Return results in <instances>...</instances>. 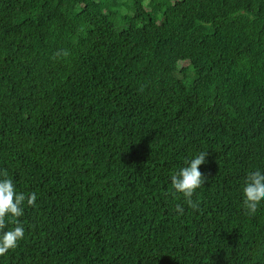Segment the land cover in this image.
Returning a JSON list of instances; mask_svg holds the SVG:
<instances>
[{
    "label": "trees",
    "instance_id": "16d2710c",
    "mask_svg": "<svg viewBox=\"0 0 264 264\" xmlns=\"http://www.w3.org/2000/svg\"><path fill=\"white\" fill-rule=\"evenodd\" d=\"M4 169L37 200L0 264H264V0H0Z\"/></svg>",
    "mask_w": 264,
    "mask_h": 264
},
{
    "label": "clouds",
    "instance_id": "9594fccd",
    "mask_svg": "<svg viewBox=\"0 0 264 264\" xmlns=\"http://www.w3.org/2000/svg\"><path fill=\"white\" fill-rule=\"evenodd\" d=\"M68 51H58L54 58L67 57ZM208 152H201L190 160H185V166L171 175V195L176 197L182 194L186 204L193 209L199 207L198 202L193 201L195 191L205 184L207 179L200 171V166L206 162ZM243 208L249 215H254L261 201H264V172L260 170L250 171L242 188ZM37 194L17 193L13 180L9 177L6 169L0 171V256L18 246V242L24 238V228L20 224L19 217L24 214V203L28 206L36 204ZM180 215L184 214L182 205L177 204L175 209ZM12 217L9 221L16 226L8 231L6 217Z\"/></svg>",
    "mask_w": 264,
    "mask_h": 264
}]
</instances>
